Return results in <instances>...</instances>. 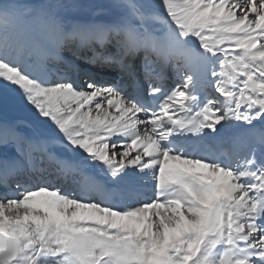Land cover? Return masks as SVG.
<instances>
[{"label": "bare ground", "instance_id": "6f19581e", "mask_svg": "<svg viewBox=\"0 0 264 264\" xmlns=\"http://www.w3.org/2000/svg\"><path fill=\"white\" fill-rule=\"evenodd\" d=\"M181 8L192 17L219 18L226 49L201 48L176 28L154 26L151 31L169 43V53L183 61L187 74H173L175 88L166 91L170 106L163 105L164 118L139 127L142 112L103 85L109 79L87 83L81 91L61 81L60 73L46 72L50 68L40 56L50 47L44 41L58 23L33 26L17 18L11 34L0 39V61L18 66L68 129L64 154L57 146L49 150L48 142L18 122L0 120V171L8 174L26 165L72 182L71 197L64 188L44 189L23 193L22 203L0 204V231L17 245L11 264H126L135 260L138 237L158 241L164 250L188 241L198 245L205 237L200 252L218 259L216 264H264V239L255 227V198L241 158L235 170L222 171L172 156L165 148L181 135L200 140L225 135L240 143V131L258 122L264 127V0H182ZM131 9L126 1L113 0L101 23L128 22L139 33L149 23L133 18ZM69 41H64V55ZM119 152L122 164L115 161ZM118 181L145 194L148 205H128L117 214L81 202L91 187ZM71 226L73 235L67 231ZM115 249L114 255L100 257Z\"/></svg>", "mask_w": 264, "mask_h": 264}, {"label": "rangeland", "instance_id": "374dc122", "mask_svg": "<svg viewBox=\"0 0 264 264\" xmlns=\"http://www.w3.org/2000/svg\"><path fill=\"white\" fill-rule=\"evenodd\" d=\"M112 1L0 0V39L4 35L11 34L16 26L17 18H21L33 26L43 25L42 23L46 20H53L59 26L66 22L74 23L83 19L86 21L105 20V17L108 18V7ZM124 1L132 8L133 18L141 22H148L147 27L149 29L156 25L162 26L164 31L169 30V28H176L184 33L186 39L196 40L201 48L214 51L224 46V50L226 49L220 19L211 16L205 18L192 17L181 8L182 0ZM175 23L181 26L176 27ZM194 40L193 42L196 43ZM14 67L0 61V120L18 122L19 128L32 131L37 137L48 142L50 144L49 150L56 151L55 146H57V151L60 150L61 153L66 154L68 148L65 144L67 142V126L63 125L61 118L52 106L35 93V86L33 82H30V78L22 71L20 72L18 66ZM165 115L166 113L158 119L161 120ZM118 154L119 156L115 161L122 164L123 156L120 152ZM134 159L135 156L131 158V160ZM220 221L221 218L218 220V223L221 224ZM67 231L73 235L75 234V227L71 226L67 228ZM64 236L67 239V232ZM205 240L203 237L198 245L188 241L186 245L180 247L177 243L175 248L164 250L160 242L154 241L151 244L148 239L138 237L135 241L136 246L134 245L135 250H133L135 260L132 261L131 258L126 264H211L212 261V264H216L215 261L218 259L212 258V256L208 258L209 255L206 252H204L205 256L200 252L201 246L204 247L203 242ZM121 245L123 246V244ZM206 246L207 243L205 249H209ZM115 251L116 249L107 250L104 254L101 253L100 257H104L109 252L114 255ZM107 257L110 258L109 256L105 258ZM205 257L208 259L206 260Z\"/></svg>", "mask_w": 264, "mask_h": 264}]
</instances>
